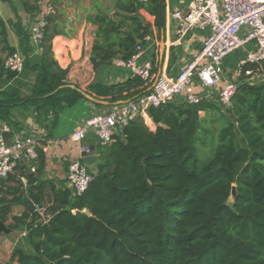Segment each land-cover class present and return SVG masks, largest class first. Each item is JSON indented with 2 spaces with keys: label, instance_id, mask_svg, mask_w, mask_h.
<instances>
[{
  "label": "trees",
  "instance_id": "1",
  "mask_svg": "<svg viewBox=\"0 0 264 264\" xmlns=\"http://www.w3.org/2000/svg\"><path fill=\"white\" fill-rule=\"evenodd\" d=\"M41 0H21L28 14L40 9ZM160 0H117L126 13L145 8L158 19ZM48 25L41 43V61L25 66L39 72L31 97L22 99L2 93L0 119L10 128L12 109L33 105L36 118L53 113L61 103L75 105L84 96L74 88L59 89L62 69L53 57L52 39L58 32L54 20ZM98 37L118 31L124 24L100 14ZM147 27L134 28L121 37L120 50H109L96 41L91 60L98 66L118 53L124 59L136 52ZM14 49L10 48V53ZM258 64H248L256 69ZM264 70V62L261 64ZM16 72L0 60V76ZM89 91L110 102L136 99L149 91L139 76L125 82L105 85L93 82ZM55 93L45 97L51 92ZM149 117L137 116L124 128L122 137L95 148L96 171L87 190L74 195L61 181L39 177L45 165V152L38 148L32 163L34 172L21 161L5 180L0 192V218L11 228H23V243L11 254L17 264H264V80L242 81L231 105L222 108L203 98L189 103L176 98L151 107ZM51 135L50 133L47 136ZM210 154L201 159V150ZM236 198H231L232 187ZM46 189H51V219L44 223L35 211ZM17 194L8 199V194ZM24 200L26 209L11 216L13 206ZM69 208V209H67Z\"/></svg>",
  "mask_w": 264,
  "mask_h": 264
},
{
  "label": "crops",
  "instance_id": "2",
  "mask_svg": "<svg viewBox=\"0 0 264 264\" xmlns=\"http://www.w3.org/2000/svg\"><path fill=\"white\" fill-rule=\"evenodd\" d=\"M189 1L165 0L162 25L159 16L157 19L154 14L142 7L136 12L126 13V17L123 18V12L116 5L117 0H41L39 11L32 15L25 11L21 0H0V60L11 54L10 48H13L14 52L17 51L25 57L30 66L41 61L42 49L31 38V25L37 17L45 15L48 7L51 6L55 9V14L49 16L54 20L50 31L53 27L58 31L52 39L53 57L62 70H68L65 84L73 85L105 101V103H97L84 97L73 106L63 102L57 107V121L54 126L53 122L51 123L54 119L52 112L38 120L33 105L21 104L12 109L10 119L13 124L10 128L13 132L12 139L19 132L32 135L37 138L39 148L45 152V165L39 175L41 179L54 181L57 188L60 187L61 181H65V185L70 188L67 181L68 163L83 156L81 148L84 146L89 147L88 155L96 156L95 148L99 144L98 137L93 131L80 142L72 140L71 133L88 118L107 112L115 106L109 99L92 94L88 89L89 85L93 82L105 85L117 84L132 77L128 69L113 65L112 60L95 67L91 60L95 42L98 40L102 43L105 55L109 57V50H120L118 42L121 37L130 34L139 26L147 27L148 33L145 36L151 35L152 40L146 42L137 40V45L141 43L143 46L141 59L153 60L156 72L161 67V74L176 76L201 51L204 39L208 35V30L193 29L183 39L178 38V22L173 17V12L177 10L185 12ZM100 14L106 15L116 23L123 20L124 24L115 33L111 32L108 37L103 34L99 38L97 17ZM162 35L165 51L160 66ZM248 49H241L230 59L226 58L225 70L232 74L238 60ZM117 56L122 54L118 53ZM38 77L39 72L29 66H25L11 78L6 75L0 76V98L2 93L22 99L31 97ZM196 90L202 92L203 89L197 84ZM4 124L7 123L0 119V126ZM151 127L154 128L153 125ZM48 133L51 135L47 136ZM23 161L28 165V169H20L18 172L16 170L18 174L15 179L21 178L24 189L27 187V180L23 174L31 171V165L26 160ZM89 169L96 171V161L89 164ZM5 184L18 186L15 180L10 179ZM53 194L51 189H46L41 203L49 213ZM15 196H19V193H10L7 198L12 199ZM25 209V201L19 200L13 206L11 216H20ZM10 223H14L11 218L6 224L9 226ZM25 234L23 228H11L8 234H0V264H17L16 261H11V254L17 245L23 243Z\"/></svg>",
  "mask_w": 264,
  "mask_h": 264
},
{
  "label": "built area",
  "instance_id": "3",
  "mask_svg": "<svg viewBox=\"0 0 264 264\" xmlns=\"http://www.w3.org/2000/svg\"><path fill=\"white\" fill-rule=\"evenodd\" d=\"M52 14H55V9L50 6L46 14L37 17L31 25V38L40 48L48 25L47 17ZM173 17L178 22L179 39L193 29L208 30L201 51L176 76H157L153 60L141 59V43L130 58L115 56L113 65L124 67L132 76L142 78L149 86L148 93L88 118L73 130L70 135L72 140L80 142L93 131L99 144H111L123 136L124 128L137 116L147 117L150 125L154 126L149 109L176 98L189 103L206 98L222 108H228L240 82L264 80L261 66L264 62V0H190L187 10L174 11ZM151 40L152 36L147 35L142 42ZM244 48L249 49L240 57L232 74L226 71L225 59ZM253 63L259 66L256 69L247 68L248 64ZM4 66L18 73L25 68V57L17 51L8 54ZM197 84L203 89L202 92L196 90ZM5 131H11L8 124L0 126V192L5 180L21 161L29 162L32 172L36 170L32 163L38 157L39 148L36 137L22 132L8 144L2 137ZM81 150L82 153L88 152L89 147L84 146ZM82 158L71 160L67 165V181L76 196L87 190L95 175ZM35 211L42 222L51 219V214L41 204H35Z\"/></svg>",
  "mask_w": 264,
  "mask_h": 264
},
{
  "label": "water",
  "instance_id": "4",
  "mask_svg": "<svg viewBox=\"0 0 264 264\" xmlns=\"http://www.w3.org/2000/svg\"><path fill=\"white\" fill-rule=\"evenodd\" d=\"M164 6H165V0H160L159 1V11H158V16H159V19H160V22L161 24L163 25V19H164ZM164 36L162 35V44H161V59H160V66L162 64V59H163V55H164V51H165V45H164ZM67 72L68 70L67 69H63L62 70V80L63 81H66L67 79ZM161 74V67H159L158 71H157V76H159ZM65 87H70V88H74V89H77L84 97H86L87 99L91 100V101H94V102H97V103H105L104 100H101V99H98V98H95L93 97L91 94L79 89V88H76L75 86L73 85H67V84H64L62 86L59 87V89H62V88H65ZM57 90H55L54 92H51L50 94H47L45 95V97H48L50 95H52L53 93H55ZM124 101L122 100H119V101H116V102H111V103H114L115 105H118V104H121L123 103ZM151 122L153 123V119L151 118ZM12 131H5L2 133V137H3V140L8 143V144H11L12 142ZM83 155V162L87 163V164H93L96 159H97V156L95 155H88L87 152H83L82 153ZM231 198L232 199H235L236 198V188L235 186L232 187V193H231ZM69 209V208H67ZM11 231V228L6 224V222H4L1 218H0V234H8L9 232Z\"/></svg>",
  "mask_w": 264,
  "mask_h": 264
},
{
  "label": "rangeland",
  "instance_id": "5",
  "mask_svg": "<svg viewBox=\"0 0 264 264\" xmlns=\"http://www.w3.org/2000/svg\"><path fill=\"white\" fill-rule=\"evenodd\" d=\"M239 52V50L238 51H236V52H234L233 54H231L230 56H228V59H230L231 57H233L236 53H238ZM153 129H155V127L153 128ZM210 154V152H209V150H208V148H203L202 150H201V159L202 160H206V158H207V156Z\"/></svg>",
  "mask_w": 264,
  "mask_h": 264
}]
</instances>
